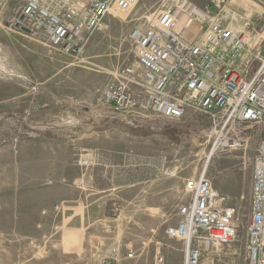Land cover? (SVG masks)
I'll return each mask as SVG.
<instances>
[{"label":"rangeland","instance_id":"obj_1","mask_svg":"<svg viewBox=\"0 0 264 264\" xmlns=\"http://www.w3.org/2000/svg\"><path fill=\"white\" fill-rule=\"evenodd\" d=\"M175 2L138 0L128 13L112 12L71 57L17 25L23 0H0V264H104L113 252L119 264H158L165 250L174 256L167 264H180L184 243L166 230L191 201L185 180L204 171L235 209L238 235L206 248L201 264H248L258 137L212 152L199 114L129 121L100 103L114 74L135 64L129 33ZM228 7L241 16L249 47L264 52V0ZM131 249L135 258H126Z\"/></svg>","mask_w":264,"mask_h":264},{"label":"built area","instance_id":"obj_2","mask_svg":"<svg viewBox=\"0 0 264 264\" xmlns=\"http://www.w3.org/2000/svg\"><path fill=\"white\" fill-rule=\"evenodd\" d=\"M137 1L23 0L17 25L51 51L73 57L84 51L108 15L128 13ZM228 1L210 0L202 7L193 0H176L152 23L134 28L128 40L135 64L114 74L100 103L129 121L149 114L180 121L199 114L210 126L213 150H237L258 137L246 260L264 264V52L249 47V32L237 27L241 16ZM185 189L191 201L179 209L177 226L166 234L184 243V264H201L206 248L236 240V213L206 171L186 179ZM135 256L131 249L126 258ZM119 261L113 252L104 264ZM157 263L164 264V258Z\"/></svg>","mask_w":264,"mask_h":264},{"label":"crops","instance_id":"obj_3","mask_svg":"<svg viewBox=\"0 0 264 264\" xmlns=\"http://www.w3.org/2000/svg\"><path fill=\"white\" fill-rule=\"evenodd\" d=\"M174 256L170 253V251H164V264L169 263V261L173 258ZM176 260L179 261L180 264H184V257L181 255L180 257H176Z\"/></svg>","mask_w":264,"mask_h":264},{"label":"bare ground","instance_id":"obj_4","mask_svg":"<svg viewBox=\"0 0 264 264\" xmlns=\"http://www.w3.org/2000/svg\"><path fill=\"white\" fill-rule=\"evenodd\" d=\"M116 14V13H115ZM156 16V15H155ZM155 16H154V18H155ZM114 17H116V16H114ZM153 20V19H152ZM182 20H185V19H182ZM152 22V21H151ZM184 25V22L183 21H181L180 22V25H179V29L181 28V27H184L183 26ZM193 31V30H192ZM254 50H259L258 48H255L254 47ZM214 150H212V152H213ZM210 155L207 157V162L205 163L206 165H205V169H206V167H207V164H208V161H209V159H211V157H212V153H209ZM210 162V161H209Z\"/></svg>","mask_w":264,"mask_h":264}]
</instances>
